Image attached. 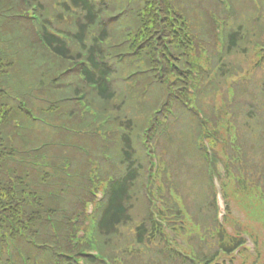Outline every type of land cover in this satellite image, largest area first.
Instances as JSON below:
<instances>
[{
	"label": "trees",
	"instance_id": "obj_1",
	"mask_svg": "<svg viewBox=\"0 0 264 264\" xmlns=\"http://www.w3.org/2000/svg\"><path fill=\"white\" fill-rule=\"evenodd\" d=\"M30 1L38 6L40 25L31 20L23 0H0V264H105L89 254L84 240L73 243L84 202L92 197L81 147L85 139L98 143L100 135L89 129L85 138L71 144L57 134L64 130L77 135V127L94 124L79 106L82 93L95 102L90 103L100 115L109 116L108 147L118 174L109 184L95 241L108 254L116 251L111 254L114 264H125L121 258L127 264H185L162 249H148L156 242L154 221L148 212L138 216L141 206L136 208L144 197L139 187L150 168L148 138L163 121L165 128L153 142L161 160L163 156L166 163H176L177 175H184L200 157L197 149L203 145L200 141L197 146V138L206 124L183 101L189 59L207 51L209 73L216 80L208 81L209 73L200 71L198 91L204 84L207 94L226 86L230 142L240 132L246 148L243 160L264 168V22L252 24L237 12L232 20L227 18L226 49L216 64L208 40L216 16L210 11H226L218 0H205L206 21L200 12L193 13L201 0H53L55 6H48L49 0ZM67 14H73L72 25ZM255 36L258 47L248 50L245 44ZM235 53L247 66L240 79L231 76L230 56ZM254 55L259 58L255 62ZM82 59L87 64H79ZM25 65L35 67L36 74ZM18 66L24 74H18ZM203 97L196 106L207 114L211 103H202ZM106 147L104 141L101 151ZM194 175L197 182L198 171ZM246 178L229 172L225 192L236 196L231 185L237 179L251 198H234L245 205L249 198L254 205L251 218L264 227L263 191L249 187ZM212 206L209 201L203 208ZM226 222L234 224V217ZM183 225L186 234L196 231L188 220ZM201 227L215 244L200 249V260L210 259L218 245L230 251L241 241L212 221Z\"/></svg>",
	"mask_w": 264,
	"mask_h": 264
},
{
	"label": "rangeland",
	"instance_id": "obj_2",
	"mask_svg": "<svg viewBox=\"0 0 264 264\" xmlns=\"http://www.w3.org/2000/svg\"><path fill=\"white\" fill-rule=\"evenodd\" d=\"M232 1L234 3L235 7L237 8L238 13L240 14L241 18L248 19L249 16L254 12V7L248 0H232ZM263 4H264V0H263ZM194 5H195L196 9L193 10V13L200 12L202 14L203 18H204V21H206L207 17L204 14V13H206L204 8L208 7V6L206 5L205 0H201V1L197 2V3H195ZM214 5L217 6V4H214ZM232 11H233V9H232ZM24 13H25V11H24ZM229 13L231 14L232 12H229ZM258 22H264V10H263V12L261 14V17L258 19ZM245 45H246L248 50H250L251 47H252V44L250 42H248ZM131 54H134V51H132ZM161 57L162 56H160L159 58H161ZM230 60H231V62L237 64V68L240 69V71L243 68L247 67L246 64L244 63V61L239 57V55L237 53L231 55L230 56ZM24 67L30 73L34 72L36 74V72H37L35 67H33V66L25 65ZM16 71L18 72V74H24L23 71H22V67H20V66L17 67ZM23 78L25 80V76H23ZM156 78L157 77L153 78V80H156ZM13 79L15 80V78H13ZM224 92H225V88L222 87V86H218V88H217V90H215V92H212L210 95H207V97L202 100V103H209L210 102V97L212 95L216 96L217 100H218V97L219 98L223 97ZM90 102L93 105H95V102L93 100H91ZM211 108L214 109V105H212ZM96 127H97V125L87 124V126H84L83 130H82L81 127H77V128H80V129L76 128L77 129L76 130L77 135L73 134L72 132H67V131H64V130L60 131L57 134L59 136L67 137L68 141L71 144H76L75 141H77V142L79 141L80 142L81 138H85V135L87 134L86 131H88L89 129H93L94 130ZM239 140H240V136L238 137V141ZM84 143L85 144H83L82 147H84L85 149H88L90 151H92L95 148L96 144H97L95 139H93V140L90 139V141H88V139H85ZM78 145L80 146V143H78ZM229 151H230L231 155L232 154H236V152L233 149H230ZM75 152H76V150H75ZM232 168H233L234 171H236V169H239L242 172H247L245 170L244 164L242 162H238V163L234 164L232 166ZM199 176H200V178H203V174H201ZM203 186L204 185L201 184V188H200L199 185L191 184L190 182H186L185 181L184 185H181L180 183H177L176 185H174L173 189L176 192V194L180 197V199L182 200L181 201V205L185 208V207H190L193 203L195 204L196 202L203 203L202 202V201H204L203 199H208L210 197L209 191H205L203 189ZM193 207H194V205H193ZM254 209L256 210V208H254ZM200 214H203V211Z\"/></svg>",
	"mask_w": 264,
	"mask_h": 264
}]
</instances>
